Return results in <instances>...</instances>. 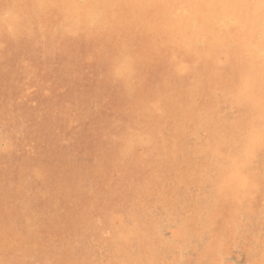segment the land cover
<instances>
[{
  "label": "rangeland",
  "instance_id": "1",
  "mask_svg": "<svg viewBox=\"0 0 264 264\" xmlns=\"http://www.w3.org/2000/svg\"><path fill=\"white\" fill-rule=\"evenodd\" d=\"M101 1H90L93 17L74 35L62 0L41 17L40 5L20 7V32L6 34L12 31L5 25L0 32V264H211L210 256L221 264H263L264 145L249 157L255 184L238 202L236 237L222 234L203 258L195 248L213 237L207 231L182 250L173 244L179 219L190 212L207 206L200 218L211 229L220 225L209 202L217 181L198 176L214 164L199 147L208 135L225 137L212 145L227 162L226 145L249 137L247 105L226 93L245 69L220 48L215 61L207 53L194 57L187 43L181 52L151 48L141 39L150 28L138 19L134 30L121 25L118 8L104 37L93 26L99 7L123 1ZM140 2L137 10L150 1ZM13 3L0 0V12ZM124 226L138 234L117 235Z\"/></svg>",
  "mask_w": 264,
  "mask_h": 264
},
{
  "label": "bare ground",
  "instance_id": "2",
  "mask_svg": "<svg viewBox=\"0 0 264 264\" xmlns=\"http://www.w3.org/2000/svg\"><path fill=\"white\" fill-rule=\"evenodd\" d=\"M62 1L65 6L64 9L62 8L64 10L62 12L69 14L72 17L70 24H72L73 26L71 27L70 32H74L73 35L77 34L78 32H81L88 25L87 20L89 16H92L88 8L89 3L92 0H83V3H81L79 0ZM102 1L104 3V0ZM121 1L123 2H121L122 4L119 3L121 4L120 6L110 2L107 4L104 3L102 7H99L101 9L100 12L97 14L96 21L93 23V26L95 27L98 33H103L102 36L105 37L110 34V28L114 26L112 24L111 19L113 16L112 10L114 8H118L121 12V20L119 21L121 25H129V28L134 30L136 29V26L133 25V20L138 19L143 22V25L150 28V32L148 31L149 34L144 32L141 36V39L146 37V41H150L149 45L151 48L156 45H159L162 47L164 46V49H168L169 47H171L176 51L181 52V46H183L182 44L187 43L194 57L198 58L201 57V54L207 53V58L212 61H215L214 54L216 53V50L220 48L222 52L228 54L232 58H235L240 69H245L242 73H240L239 79L235 86L232 88V90L226 93H229V97L233 96L234 100L237 103L247 105L250 114V118L246 115V119L249 121V133L247 134L249 135V137H245L241 142H234L233 145H226V150L228 154L226 156L228 157L227 162H219L217 160L218 155L214 153V146L212 144H214V142L219 138H216L213 135H208L205 139L204 144L208 141L209 142L204 147L200 148L201 145L199 147V149L208 150V152L211 153L207 157H209V160H211L214 164L213 166L215 170L213 168H208V164L204 167H200L198 176L201 178L199 179L201 183L204 182L203 179H207L209 177H212L214 181H217V186L215 190L209 192L210 194L212 193L209 202H211L210 207L213 206L214 210L218 214L217 219H219L220 225L215 228H212V230L209 227V223L207 225L206 222L203 220L204 217L202 219L200 218V216H202V212L206 213V206V209L202 212H200L199 210H195L196 212L189 211V215L182 216L179 219L178 229L174 233V247L177 249L180 248L181 250L182 246H185L186 244L190 245L191 239L196 237L201 238V235H203L204 232L206 234V231L208 232V236H213L209 238V240L205 239V241H208L207 244L205 243L195 248L197 258H203V256L206 254L205 249H216L215 246H218L219 243L218 238H220L222 234L223 236L224 234L229 236L232 233H234L235 235V229L233 227V224L234 222H236L234 221V218L237 217L238 214V212L236 211L238 208V202L243 199L245 195H248L253 191L252 189L255 184L253 178V163L249 159V157L253 155L254 152L257 151L262 145H264V0H148L150 2L142 10H137V8L141 7L140 5H142L140 0ZM98 3L99 5L101 4L100 2ZM31 4H36L38 6L40 5V17L46 14L44 11L45 6H48L49 8H55L59 6L58 0H14L13 6L10 4L8 8H5L3 9V11L0 12L2 15V20L0 21V32L4 30L3 26L5 25L9 27L12 31L7 32L6 34L19 33V30L21 29V25L23 23L20 19L19 13L15 10H18L20 7H22V9L25 11ZM137 4H139L138 7ZM6 10L9 11L3 15ZM131 17L136 19H132ZM161 29L162 33H160ZM157 33L160 34L158 35ZM160 38H163V42L160 40ZM193 60H195V58H193ZM172 64L174 65V69L175 67L176 70L182 69V65L180 63L176 65V62L173 59ZM128 68L129 66H126L125 64L121 66V69L124 71V73L128 70ZM127 73H129V71ZM212 75L216 74L213 73ZM219 83L221 82H217V84ZM216 89L222 91V88L218 85L216 86ZM230 109L232 108L230 107ZM243 127V124L237 125L236 136H240L239 134L243 131ZM223 139L226 138H220L219 140ZM237 148H239L245 155L244 159H240L236 155ZM204 154L206 155L207 152L204 151ZM239 155L240 157L242 156L241 154ZM259 172L262 174V171ZM203 190L205 189L203 188ZM205 192L207 191H204L203 194ZM199 196L202 197V195ZM194 197V200H196V195ZM206 201H208V198L206 199ZM200 205L201 204H198L197 207L199 208ZM239 207H241L240 204ZM195 209L197 208L195 207ZM259 209H261V207ZM254 216L256 215H253V217ZM238 221L240 222L239 219ZM134 222L135 221H133V223ZM241 222L237 223L240 225ZM225 224L229 225L230 228L224 231L223 228ZM261 227L260 229H258V231H261ZM137 229L138 228L136 227L127 228L126 226H124L120 229L119 232H117V235L121 237L124 236L125 238L135 236L138 234ZM239 231H242V229ZM252 232L255 231H251V234ZM240 233L242 234V232ZM234 235L232 234L233 237ZM257 235H255V237H257ZM206 236L204 235V237ZM238 236L237 238L239 240L241 236ZM125 238L123 239L126 240ZM203 240L204 239L202 238V241ZM234 240L232 239V242ZM236 241L237 240H235L234 242L237 245ZM242 241H244V239L241 240V242ZM253 241L255 240L253 239ZM257 241H255V243ZM262 241L264 242V237L262 238ZM262 244L264 243H261V245ZM263 246L264 245H262V247ZM170 250L171 249H169V251ZM248 251L249 247L246 253L247 255H249ZM203 253L205 254L203 255ZM254 253L256 254V252ZM261 257L264 258V256ZM221 260L222 258L220 259V261ZM204 261H206V258L204 259ZM207 261L211 262V264H221V262L215 256H210ZM246 261L248 262V260ZM179 262L180 261H178L177 264H180ZM249 262L255 261L252 259ZM167 263L171 264L172 262L169 260L167 261ZM200 263L202 264L203 262ZM237 263L238 262H236V264Z\"/></svg>",
  "mask_w": 264,
  "mask_h": 264
}]
</instances>
